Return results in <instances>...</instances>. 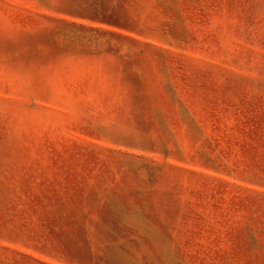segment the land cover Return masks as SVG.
<instances>
[{
	"label": "rangeland",
	"instance_id": "374dc122",
	"mask_svg": "<svg viewBox=\"0 0 264 264\" xmlns=\"http://www.w3.org/2000/svg\"><path fill=\"white\" fill-rule=\"evenodd\" d=\"M0 264H264V0H0Z\"/></svg>",
	"mask_w": 264,
	"mask_h": 264
}]
</instances>
